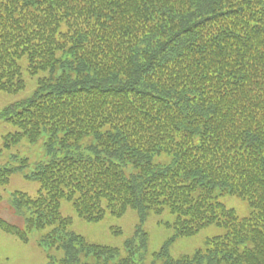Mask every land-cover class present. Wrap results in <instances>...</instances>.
I'll use <instances>...</instances> for the list:
<instances>
[{
    "label": "trees",
    "instance_id": "1",
    "mask_svg": "<svg viewBox=\"0 0 264 264\" xmlns=\"http://www.w3.org/2000/svg\"><path fill=\"white\" fill-rule=\"evenodd\" d=\"M23 57L30 75H50L0 118L15 143L47 131L50 158L36 196L14 193L25 229L0 217L3 231L28 240L55 224L47 242L64 256L47 264H110L119 249L69 232L63 199L87 221L168 208L179 236L226 233L167 264H264V0H0V91L26 88ZM163 153L171 161L155 163ZM12 171L0 165V185ZM145 243L129 241L116 264H135Z\"/></svg>",
    "mask_w": 264,
    "mask_h": 264
},
{
    "label": "rangeland",
    "instance_id": "2",
    "mask_svg": "<svg viewBox=\"0 0 264 264\" xmlns=\"http://www.w3.org/2000/svg\"><path fill=\"white\" fill-rule=\"evenodd\" d=\"M20 63L27 87L16 93L0 91V113L10 104L31 96L39 87V78L50 75L47 71L30 75L26 57L21 58ZM17 130L18 127L13 122L0 118V165L14 169L9 183L0 185V216L25 228V216L17 214L12 208L13 195L16 191L32 197L38 194L41 182L31 176L39 169L41 162L50 157L46 147L49 133L44 131L36 142L22 139L15 143L11 135ZM93 141L92 136H87L82 145L91 144ZM24 158H28L26 166H23ZM170 161L171 156L166 153L154 160L155 163L162 164ZM218 199L228 208L234 209L240 217L250 215L253 210L248 200L235 194L220 195ZM61 213L72 218V223L67 228L69 232L85 237L90 243L119 249L118 256L110 260V264H116L120 259L128 257L127 243L136 240L143 233L146 243L135 250L132 256L135 264H167L169 258L175 260L185 255H193L198 249L207 246L209 238L226 233L222 225L212 224L192 236H179L175 227L176 215L168 208L162 213L148 210L145 217L136 209H128L121 216L106 211L102 219L87 221L79 215L73 201L63 199ZM54 227L55 224H52L43 229L32 230L27 241L0 228V264H47L52 259H61L64 256L63 250L47 242V235ZM164 249L165 252L162 253ZM81 261L96 263L98 259L93 255H82Z\"/></svg>",
    "mask_w": 264,
    "mask_h": 264
}]
</instances>
